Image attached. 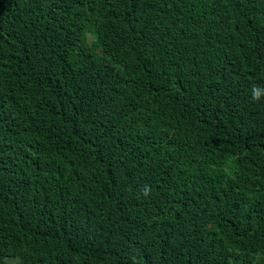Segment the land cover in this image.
Masks as SVG:
<instances>
[{"label": "trees", "instance_id": "16d2710c", "mask_svg": "<svg viewBox=\"0 0 264 264\" xmlns=\"http://www.w3.org/2000/svg\"><path fill=\"white\" fill-rule=\"evenodd\" d=\"M0 264H264V0H0Z\"/></svg>", "mask_w": 264, "mask_h": 264}, {"label": "clouds", "instance_id": "9594fccd", "mask_svg": "<svg viewBox=\"0 0 264 264\" xmlns=\"http://www.w3.org/2000/svg\"><path fill=\"white\" fill-rule=\"evenodd\" d=\"M261 90L259 89H253V99L256 100V99H259L260 95H261Z\"/></svg>", "mask_w": 264, "mask_h": 264}]
</instances>
